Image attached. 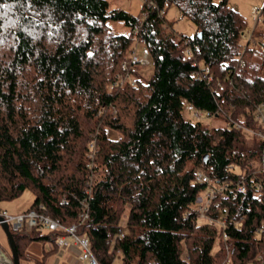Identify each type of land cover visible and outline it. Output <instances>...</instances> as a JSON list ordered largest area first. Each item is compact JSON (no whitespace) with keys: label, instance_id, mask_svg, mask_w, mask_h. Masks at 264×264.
<instances>
[{"label":"trees","instance_id":"trees-1","mask_svg":"<svg viewBox=\"0 0 264 264\" xmlns=\"http://www.w3.org/2000/svg\"><path fill=\"white\" fill-rule=\"evenodd\" d=\"M152 1L141 18L109 0H0V201L28 191L27 209L75 224L100 264H259L264 202L251 174L264 142L245 128H258L264 103V5L258 45L242 42L247 22L229 0ZM172 6L193 35L166 23ZM111 20L130 32L115 34ZM135 41L151 58L147 80L137 65L122 68ZM126 71L133 85L117 83ZM184 100L224 125L186 119ZM200 169L232 184L248 175L244 192L212 204L213 215L216 203L228 209L225 241L193 212L206 190ZM30 241L57 247L24 228L18 260Z\"/></svg>","mask_w":264,"mask_h":264},{"label":"built area","instance_id":"built-area-1","mask_svg":"<svg viewBox=\"0 0 264 264\" xmlns=\"http://www.w3.org/2000/svg\"><path fill=\"white\" fill-rule=\"evenodd\" d=\"M142 4L152 5L156 7V4L152 0H140ZM165 10L162 8L159 10V15H163ZM250 42L256 43L257 40L254 38L252 31L249 37ZM187 44V53L192 55L193 47L190 46L189 40H183ZM138 42V41H136ZM264 44V40H262ZM149 53L147 50L140 54L136 53V47L132 48L130 57L127 61L122 63V68L125 70L127 64L137 66H145L150 62ZM204 72H208L205 69ZM211 79L210 77L208 78ZM129 82L134 84L135 80L132 78L130 72L124 73L118 77L119 84H124ZM116 83V82H115ZM198 115L197 113H194ZM254 116L258 122V128L250 129L245 128L252 135L259 137L264 142V103H260L256 106ZM237 127H242L239 123L236 124ZM93 147V144H91ZM259 174V180L255 183L259 194L264 202V160L260 165V168L253 172L251 175ZM248 175H243L240 180L236 181L234 184L231 182H224L218 179L210 178L203 170H198L196 172L195 178L198 182L204 183L206 185V190L201 197L198 198L195 205L193 206V212H195L199 220L205 221L214 225L219 233V236L223 241L228 238L227 232V207H221L216 203L217 211L216 215L211 214L212 204L216 201V198L222 197L224 201L230 200L232 197H236L237 192H244L246 190L245 178ZM1 221L6 222L11 233H17L22 229H38L44 232H49L57 247H65L67 245H72L78 249V258L84 264H100L97 257L94 255L89 239L86 236L78 235L76 233L75 224L65 225L61 223L58 219H53L48 215L37 212L34 209H27L23 212L17 213L15 215L8 214L6 211L0 209ZM256 234L259 235L264 240V218L256 226ZM128 233L126 228L120 229V236H124ZM49 244L52 242L47 241ZM259 264H264V256H261ZM230 260V255H228L227 262ZM0 264H10V262L1 255L0 251Z\"/></svg>","mask_w":264,"mask_h":264},{"label":"rangeland","instance_id":"rangeland-1","mask_svg":"<svg viewBox=\"0 0 264 264\" xmlns=\"http://www.w3.org/2000/svg\"><path fill=\"white\" fill-rule=\"evenodd\" d=\"M215 3H218L220 0H213ZM111 7H120L127 11H129L131 14L138 15L142 18V14L140 12L142 3L140 0H109ZM229 4L236 8L245 18L247 22V28L245 30V34L243 35L242 42H246L249 40L250 32L253 30L255 26V22L257 18L259 17V12L261 8L264 5V0H229ZM166 23L171 25L172 29L177 34H183L186 36H191L194 34L196 28L195 25L185 16H181L178 13V10L172 6L168 9L166 15H165ZM109 25L111 26L112 31L115 34H128L130 32V29L128 26H126L122 21H109ZM261 28V22L259 20L257 30ZM258 45H260L261 38L256 37ZM136 47V53L140 54L143 51H145V46L141 42H133L132 48ZM131 53H129L130 56ZM186 55L187 49H186ZM190 56V55H188ZM150 58V56H149ZM150 62L148 65L145 66H139V71L141 74L142 80H147L152 74H153V66L151 64V58L149 59ZM132 78H134L132 76ZM182 113L183 116L191 120L192 122H201L203 125L208 127H217V126H223L224 122L221 117H215L208 115L207 113L200 112L197 110H194L192 106L187 102L183 101L182 106ZM194 113H197L198 115H195ZM109 135L112 137H116L117 133L114 131L109 130ZM26 197H30L31 194L28 191H24L18 198L22 199L23 205L26 204ZM8 200V201H0L1 203H7L14 205V203H20L19 201L16 202V199ZM0 247L6 251L7 254H9V247L6 241V237L4 235L3 230L0 227ZM113 264H121V260L117 257ZM252 264V263H251Z\"/></svg>","mask_w":264,"mask_h":264},{"label":"crops","instance_id":"crops-1","mask_svg":"<svg viewBox=\"0 0 264 264\" xmlns=\"http://www.w3.org/2000/svg\"><path fill=\"white\" fill-rule=\"evenodd\" d=\"M236 9V8H235ZM19 197V196H18ZM16 197V198H18ZM22 199H16L14 205L7 203H1L0 209L6 211L8 214L15 215L17 213L25 211L31 201L30 197H26L24 201L26 204L23 205ZM1 253L10 262V253L7 254L4 249L0 247ZM25 258L19 260V264H84L78 258V249L75 246L67 245L65 247H55L53 244H49L41 241H30L24 250Z\"/></svg>","mask_w":264,"mask_h":264},{"label":"water","instance_id":"water-1","mask_svg":"<svg viewBox=\"0 0 264 264\" xmlns=\"http://www.w3.org/2000/svg\"><path fill=\"white\" fill-rule=\"evenodd\" d=\"M200 34L201 33H199V35ZM0 227L4 232V235L6 237V241L9 247L11 264H19V260H18V256H17L15 244H14V234L11 233V231L9 230L7 223L1 221V217H0ZM1 255L4 256L3 253H1Z\"/></svg>","mask_w":264,"mask_h":264},{"label":"snow or ice","instance_id":"snow-or-ice-1","mask_svg":"<svg viewBox=\"0 0 264 264\" xmlns=\"http://www.w3.org/2000/svg\"><path fill=\"white\" fill-rule=\"evenodd\" d=\"M0 7H2V5H0Z\"/></svg>","mask_w":264,"mask_h":264}]
</instances>
